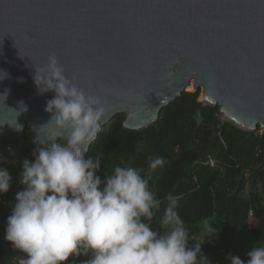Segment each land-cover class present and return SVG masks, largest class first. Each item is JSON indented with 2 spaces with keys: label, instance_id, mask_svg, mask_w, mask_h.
Returning <instances> with one entry per match:
<instances>
[{
  "label": "water",
  "instance_id": "water-1",
  "mask_svg": "<svg viewBox=\"0 0 264 264\" xmlns=\"http://www.w3.org/2000/svg\"><path fill=\"white\" fill-rule=\"evenodd\" d=\"M53 55L102 101L101 128L126 115L125 128L143 130L192 85L220 108V138L225 122L264 129V0H0V155L13 164L41 147L55 93L34 76Z\"/></svg>",
  "mask_w": 264,
  "mask_h": 264
},
{
  "label": "clouds",
  "instance_id": "clouds-1",
  "mask_svg": "<svg viewBox=\"0 0 264 264\" xmlns=\"http://www.w3.org/2000/svg\"><path fill=\"white\" fill-rule=\"evenodd\" d=\"M34 81L41 94L52 91L55 96L45 108L51 119L38 130L41 147L33 160L23 161L25 189L17 193L7 218L5 239L20 253L12 264H68L80 256L87 257L81 264H211L203 245L190 243L177 211L178 197L169 193L164 201L159 199L143 169L131 165L115 166L102 180L97 175L102 157L85 158L108 119L100 98L67 78L54 55L46 69H36ZM49 126L57 134L42 138L41 130ZM164 163L162 158L150 159L149 171ZM11 181L9 172L0 168V194L9 191ZM162 205L160 229H154ZM203 228L208 242L219 234L207 219ZM247 255L246 264H264V243ZM227 259L245 264L237 256Z\"/></svg>",
  "mask_w": 264,
  "mask_h": 264
},
{
  "label": "trees",
  "instance_id": "trees-1",
  "mask_svg": "<svg viewBox=\"0 0 264 264\" xmlns=\"http://www.w3.org/2000/svg\"><path fill=\"white\" fill-rule=\"evenodd\" d=\"M200 97V90L183 93L143 130L125 128L126 115L116 116L101 128L85 158L102 157L97 173L102 180L117 165L143 169L159 199L164 201L169 193L178 197L177 211L189 230L190 243L203 245L202 252L211 264H230L229 255L246 264L247 253L264 243V129L259 126L249 132L225 122L220 138V108L204 105ZM34 152L28 143L18 163L10 166L16 180L23 172V161L33 160ZM154 158L165 163L149 171V160ZM24 189V184L13 185L8 195L10 205H15L17 193ZM162 211L163 205L152 223L154 229H160ZM10 215L0 204V264H12L20 255L5 239ZM205 219L219 233L210 242L203 228ZM85 259L70 258L68 264H81Z\"/></svg>",
  "mask_w": 264,
  "mask_h": 264
},
{
  "label": "built area",
  "instance_id": "built-area-1",
  "mask_svg": "<svg viewBox=\"0 0 264 264\" xmlns=\"http://www.w3.org/2000/svg\"><path fill=\"white\" fill-rule=\"evenodd\" d=\"M12 164L13 163H11L9 160H7L6 158H4L0 155V168L6 169L12 177L11 187H10L9 191L6 194H0V204L5 209H9L11 213H12L14 206L10 205L8 202V195L10 193V190L12 189L13 185H15V184H16V186H21L23 184L22 183V173H20L19 179L16 180V178L12 175L11 171L9 170V168ZM209 164L211 166H214L215 162L212 159H209Z\"/></svg>",
  "mask_w": 264,
  "mask_h": 264
},
{
  "label": "rangeland",
  "instance_id": "rangeland-1",
  "mask_svg": "<svg viewBox=\"0 0 264 264\" xmlns=\"http://www.w3.org/2000/svg\"><path fill=\"white\" fill-rule=\"evenodd\" d=\"M188 91H190V92L193 91L192 87H190V88L188 89ZM199 101H200V99H199Z\"/></svg>",
  "mask_w": 264,
  "mask_h": 264
},
{
  "label": "bare ground",
  "instance_id": "bare-ground-1",
  "mask_svg": "<svg viewBox=\"0 0 264 264\" xmlns=\"http://www.w3.org/2000/svg\"><path fill=\"white\" fill-rule=\"evenodd\" d=\"M190 87H192V89H193V86H192V85H190ZM190 87H189V88H190ZM189 88H188V89H189Z\"/></svg>",
  "mask_w": 264,
  "mask_h": 264
}]
</instances>
